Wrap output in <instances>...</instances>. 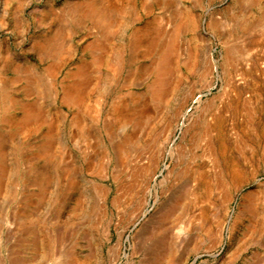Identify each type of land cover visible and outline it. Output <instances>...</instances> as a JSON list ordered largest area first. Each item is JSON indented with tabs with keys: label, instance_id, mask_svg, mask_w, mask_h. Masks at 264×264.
Instances as JSON below:
<instances>
[{
	"label": "rangeland",
	"instance_id": "obj_1",
	"mask_svg": "<svg viewBox=\"0 0 264 264\" xmlns=\"http://www.w3.org/2000/svg\"><path fill=\"white\" fill-rule=\"evenodd\" d=\"M0 264H264V0H0Z\"/></svg>",
	"mask_w": 264,
	"mask_h": 264
},
{
	"label": "bare ground",
	"instance_id": "obj_2",
	"mask_svg": "<svg viewBox=\"0 0 264 264\" xmlns=\"http://www.w3.org/2000/svg\"><path fill=\"white\" fill-rule=\"evenodd\" d=\"M108 9V10H107ZM113 10V9H112ZM110 8H106V9H102V8H94V7H91L88 11L89 15L90 13H94V16L96 19H100V20H103V19H109L110 18V14H111V11ZM180 29V26L179 25H176L173 32H172V37L170 39V41H168L167 45H166V49H165V52L162 54V57L160 59V62L158 63V68H157V78L155 80V84L152 88V92L151 94L154 96V97H159L162 95V93L164 92V89H165V86H166V81H165V78H164V75L167 73L168 71V67H169V62H168V58L169 56L173 54V50H174V38L175 36L177 35L178 31ZM155 40V39H154ZM170 69V68H169ZM73 95L68 96V98L72 97ZM67 97V96H66ZM213 128L215 130H217V134H216V140H217V145H218V148H219V151H220V155H224L225 152H226V145L225 143L223 142L221 136H220V133H219V130L221 129V122L219 120H215L214 121V125H213ZM233 175L236 176V174L233 172ZM167 241V239H166ZM165 247H166V244L163 245V251L165 250ZM161 254V253H159Z\"/></svg>",
	"mask_w": 264,
	"mask_h": 264
}]
</instances>
